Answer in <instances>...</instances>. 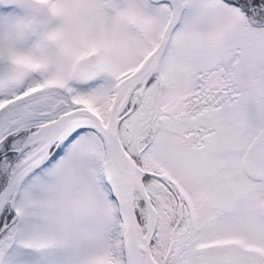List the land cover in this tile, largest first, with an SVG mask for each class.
Masks as SVG:
<instances>
[{
  "label": "snow or ice",
  "instance_id": "obj_1",
  "mask_svg": "<svg viewBox=\"0 0 264 264\" xmlns=\"http://www.w3.org/2000/svg\"><path fill=\"white\" fill-rule=\"evenodd\" d=\"M0 264H264V0H0Z\"/></svg>",
  "mask_w": 264,
  "mask_h": 264
}]
</instances>
